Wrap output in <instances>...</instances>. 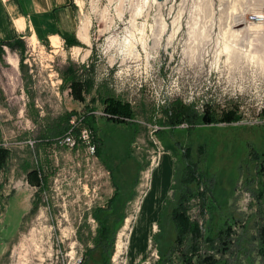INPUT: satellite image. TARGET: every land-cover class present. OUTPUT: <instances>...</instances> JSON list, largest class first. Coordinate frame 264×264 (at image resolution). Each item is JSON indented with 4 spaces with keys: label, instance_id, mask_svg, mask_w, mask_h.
<instances>
[{
    "label": "rangeland",
    "instance_id": "374dc122",
    "mask_svg": "<svg viewBox=\"0 0 264 264\" xmlns=\"http://www.w3.org/2000/svg\"><path fill=\"white\" fill-rule=\"evenodd\" d=\"M74 2L88 46L0 45V196L17 198V221L31 207L8 232L0 264L70 256L160 264L159 249L177 246L170 214L186 187L201 254L215 257L206 264H224L207 239L228 227L232 262L264 264V24L248 23L264 16V0ZM78 81L88 86L82 94L74 92ZM110 98L128 104L132 117L110 119ZM178 107L195 121L171 125L167 113ZM208 109L216 119L238 118L203 122ZM82 129L92 132L94 155L82 142L62 143ZM200 260L207 259L190 264Z\"/></svg>",
    "mask_w": 264,
    "mask_h": 264
},
{
    "label": "crops",
    "instance_id": "0c3cea01",
    "mask_svg": "<svg viewBox=\"0 0 264 264\" xmlns=\"http://www.w3.org/2000/svg\"><path fill=\"white\" fill-rule=\"evenodd\" d=\"M82 23L74 0H0L1 46H23L27 39L36 40L41 44L53 45L54 48H59L60 45L67 47L66 39H75L86 44L90 42V39L88 33L85 35L84 32H81ZM54 40L59 42V46L54 45ZM86 46L88 45L86 44ZM73 49L80 52L82 50L81 48ZM8 62L14 67L18 65V60L13 55L8 56ZM86 68L87 66L82 71L84 72ZM167 189L168 187L164 188L163 195L160 193L156 209L152 208L154 213L149 222L148 232L151 230V225L157 222L162 210L161 206L168 192ZM150 191L152 192L153 188ZM151 192L148 193L149 195H147L140 209H147L146 204L151 197ZM16 201L15 196H11L6 201L0 196V225H2V231L6 233L4 237L3 234L0 235V259L4 255V247L9 240L10 234L8 235V232L14 231L21 225V221L31 208L22 209L20 221H17L14 218L15 214H13ZM142 253L133 256V261H138Z\"/></svg>",
    "mask_w": 264,
    "mask_h": 264
},
{
    "label": "trees",
    "instance_id": "16d2710c",
    "mask_svg": "<svg viewBox=\"0 0 264 264\" xmlns=\"http://www.w3.org/2000/svg\"><path fill=\"white\" fill-rule=\"evenodd\" d=\"M66 44L68 46H75L78 44V41L75 39H66ZM74 92L76 93H83L87 90L88 86L87 83L78 81L74 85ZM81 93V94H82ZM81 96V95H80ZM75 99L84 100L83 97L75 96ZM106 113L111 115L110 119H114V121H124L122 119H128L132 117V112L130 106L128 104L123 103L120 100L116 99H106ZM71 113L67 117L68 122L70 121L72 115ZM168 120L171 125H176L177 123H185V122H194L195 118L197 117L196 113L191 112V110L187 107H178L172 114H168ZM86 118L82 119V123L87 125ZM201 121L207 123H213L215 121H223V122H230L233 120H237L238 117L234 114V112L225 113L222 118L216 119L212 116V112L208 109L205 114L202 115ZM89 127V126H88ZM89 128H93L90 126ZM78 132V131H76ZM187 189V190H186ZM185 191L183 192V196L177 202L176 207L174 208L173 212L170 214V219L172 223L176 226L178 233H177V246L176 245H168L167 249H163L162 247L159 249L160 253V264H175L173 259H184L182 264H190L192 259H207V260H200L199 264H206L211 263L212 259H215L214 256L205 257L204 254H201V243L199 239L202 238V233L200 232V227L198 223H194L190 220L189 216L187 215V207L185 206L189 200V189L186 187ZM164 217V213H161V219ZM161 221V220H160ZM231 227H228L226 230H222L218 233L217 236L211 237L207 242L210 245V250L215 251L219 259H222L224 264H236V262H232L231 257H233L234 253V245L231 244L232 240L231 236ZM107 237L106 232H101V239L104 240ZM100 243V242H99ZM105 248H103V254H105ZM230 255L228 259L223 260V257L226 255ZM204 256V257H203ZM206 262V263H205ZM101 264H106L105 261ZM239 264V263H237Z\"/></svg>",
    "mask_w": 264,
    "mask_h": 264
},
{
    "label": "built area",
    "instance_id": "2783aa9c",
    "mask_svg": "<svg viewBox=\"0 0 264 264\" xmlns=\"http://www.w3.org/2000/svg\"><path fill=\"white\" fill-rule=\"evenodd\" d=\"M248 23L262 25L264 24V16L253 15ZM78 142H82L91 154L94 155L96 153V145L93 141V135L88 129H82L77 136L71 132L62 139L63 144L72 148L76 147ZM58 264H86V262L82 257L76 258L75 256H70L66 258L63 257L61 261H58Z\"/></svg>",
    "mask_w": 264,
    "mask_h": 264
},
{
    "label": "bare ground",
    "instance_id": "6f19581e",
    "mask_svg": "<svg viewBox=\"0 0 264 264\" xmlns=\"http://www.w3.org/2000/svg\"><path fill=\"white\" fill-rule=\"evenodd\" d=\"M88 32L86 31V32H84V34L86 35Z\"/></svg>",
    "mask_w": 264,
    "mask_h": 264
}]
</instances>
